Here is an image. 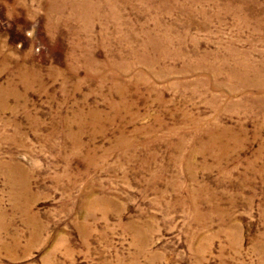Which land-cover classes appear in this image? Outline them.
Wrapping results in <instances>:
<instances>
[{"label": "rangeland", "instance_id": "rangeland-1", "mask_svg": "<svg viewBox=\"0 0 264 264\" xmlns=\"http://www.w3.org/2000/svg\"><path fill=\"white\" fill-rule=\"evenodd\" d=\"M0 264H264V0H0Z\"/></svg>", "mask_w": 264, "mask_h": 264}]
</instances>
